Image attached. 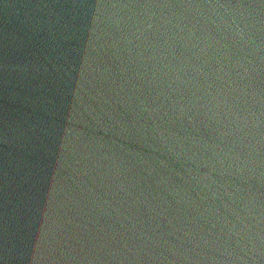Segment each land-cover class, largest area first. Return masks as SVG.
I'll list each match as a JSON object with an SVG mask.
<instances>
[{"label":"water","instance_id":"1","mask_svg":"<svg viewBox=\"0 0 264 264\" xmlns=\"http://www.w3.org/2000/svg\"><path fill=\"white\" fill-rule=\"evenodd\" d=\"M0 264H264V0H0Z\"/></svg>","mask_w":264,"mask_h":264}]
</instances>
